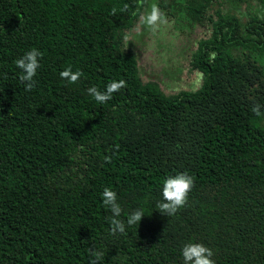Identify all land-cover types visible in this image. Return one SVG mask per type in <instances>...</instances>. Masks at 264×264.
<instances>
[{"label": "trees", "instance_id": "obj_1", "mask_svg": "<svg viewBox=\"0 0 264 264\" xmlns=\"http://www.w3.org/2000/svg\"><path fill=\"white\" fill-rule=\"evenodd\" d=\"M144 1L0 0V264H90V249L101 264H183L189 242L215 264H264V0H172L210 29L191 62L202 87L176 95L124 49ZM32 48L25 91L15 61ZM121 79L104 104L87 92ZM185 171L188 201L164 216V180ZM104 188L121 219L145 213L125 234L110 233Z\"/></svg>", "mask_w": 264, "mask_h": 264}, {"label": "clouds", "instance_id": "obj_2", "mask_svg": "<svg viewBox=\"0 0 264 264\" xmlns=\"http://www.w3.org/2000/svg\"><path fill=\"white\" fill-rule=\"evenodd\" d=\"M115 11L113 9V14H115ZM141 23L155 31L161 25H166L168 21L164 12L154 3L151 6V11L141 17ZM42 55L40 50L32 48L15 61L16 67L20 69L19 80L24 84L25 91H32L36 85L35 77L41 66L40 59ZM82 75L83 73L80 70L73 71L70 66L60 72V78L72 84L78 82ZM200 78H203L202 74H200ZM124 87H126V81L122 79L113 80L106 85L103 91L93 86L88 88L87 92L97 103L104 104L112 99L113 93L119 92ZM262 108H264V105L256 103L252 108V112L258 117L264 116ZM104 159L106 162H111L109 156H105ZM193 187L194 178L186 171L168 176L162 187L163 199L157 202L156 205L158 211L167 217L174 216L186 205ZM102 200L104 206L110 208L112 212V216L109 218L110 233L112 235L125 234L126 226L139 224L145 216L142 209H136L127 216L126 220L121 219L123 210L118 203L117 193L111 188H104ZM90 254L92 257L90 264H101L105 255L103 251L95 249H90ZM214 255L213 250L203 243L189 242L182 247L183 264H215Z\"/></svg>", "mask_w": 264, "mask_h": 264}, {"label": "rangeland", "instance_id": "obj_3", "mask_svg": "<svg viewBox=\"0 0 264 264\" xmlns=\"http://www.w3.org/2000/svg\"><path fill=\"white\" fill-rule=\"evenodd\" d=\"M154 3L168 21L155 31L141 23V17L151 11ZM179 9V4L172 0H145L139 18L126 32L123 43L125 50L138 56L142 79L157 83L168 95L197 91L205 81L204 75L193 70L190 63L197 51L196 42L209 35V27L192 26L183 19Z\"/></svg>", "mask_w": 264, "mask_h": 264}, {"label": "flooded vegetation", "instance_id": "obj_4", "mask_svg": "<svg viewBox=\"0 0 264 264\" xmlns=\"http://www.w3.org/2000/svg\"><path fill=\"white\" fill-rule=\"evenodd\" d=\"M183 19H185V20H187V21H189L191 24H192V26H195V27H209V24H207L206 23V25H204V24H201V23H199V22H196V21H191L190 19H188V18H186V17H184ZM184 21V20H183ZM185 22V21H184ZM185 26V25H184ZM209 34H210V29H209ZM209 37V35L207 36V37H202V38H200V39H198V41L196 42V48H197V50H198V43L201 41V40H203V39H206V38H208ZM197 52V51H196ZM192 59H193V56H192ZM192 59H191V62H192ZM192 65H191V63H190V67H191ZM192 68V67H191Z\"/></svg>", "mask_w": 264, "mask_h": 264}]
</instances>
